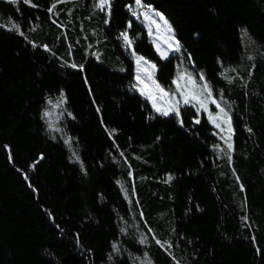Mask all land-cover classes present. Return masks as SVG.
<instances>
[{
  "label": "trees",
  "instance_id": "trees-1",
  "mask_svg": "<svg viewBox=\"0 0 264 264\" xmlns=\"http://www.w3.org/2000/svg\"><path fill=\"white\" fill-rule=\"evenodd\" d=\"M223 1L238 8L250 48L229 19L213 20V0H182L199 22L185 31L173 0H141L179 42L162 60L136 0L103 10L63 0L53 13L56 0H0V264H143L145 253L152 264H264V0ZM133 55L165 89L179 70L202 71L228 99L231 162L191 106L179 117L152 110ZM55 99L57 120L46 122Z\"/></svg>",
  "mask_w": 264,
  "mask_h": 264
},
{
  "label": "rangeland",
  "instance_id": "rangeland-1",
  "mask_svg": "<svg viewBox=\"0 0 264 264\" xmlns=\"http://www.w3.org/2000/svg\"><path fill=\"white\" fill-rule=\"evenodd\" d=\"M213 2L216 7V12L213 15V20H217L218 18L221 17H225L229 19V21L233 25V28L235 29L236 34L240 35V37L243 36L245 43L249 45L251 43L250 40L245 38L244 34H242L241 29L238 27L239 25L238 20L240 17V12L238 8L236 6L225 3L223 0H213ZM172 7L178 9V14L175 19L182 31L187 30L190 26L199 25L198 20L189 11V9L182 2V0H173ZM148 8L149 7H142L140 5H136L134 15L140 19L143 26L145 27L149 35L151 44L153 45L154 50L157 53L158 57L161 58V52L165 53L166 57H169L171 53L175 52L173 51V49L176 48L178 40L176 39L172 31L171 32L168 31V28L165 26L164 21H162L159 16L155 15L157 11L153 10L152 8H151L152 11H148ZM146 16L148 18H146ZM153 21L155 22L153 23ZM167 23L168 26H170L168 21ZM204 30H205V38H204L205 40L202 46L200 47V49L202 50L205 63L211 64L210 66H213L212 65L213 58H212V52L210 50V42H209L210 28H205ZM157 49H159V51ZM133 58H134V63L136 65L134 86L140 94L142 91L144 92V94L141 95L143 96L144 100L150 104L152 110L156 114L159 113L153 108V103H155L157 107L162 109H166L172 105H177L178 109H180L183 105H186L183 102L184 97L181 95V91H184L185 95H189L190 93L195 92L200 96L201 99L205 100L207 111L201 109L200 112L198 113L197 108H199L200 105L195 100H191L190 103L187 105L192 107L196 115L207 118L212 123V125L216 129L217 135L220 136V138L223 140V143H225V145L227 146L226 138L229 135H231V133H229L227 130V125L223 124L219 120L213 122V119H210V116L214 118L220 112L221 108L227 111L228 114L230 115L228 99L224 97L223 94H221V92L219 93L218 96H214V94L209 89V83L205 79L202 71L195 74L190 70H186V69H184L185 71L179 70L173 81V85L165 89L156 81L154 77L155 68L152 67V65H154L153 63L143 59L140 60L138 64L137 60L140 57L136 56L135 58V55H133ZM137 76L140 77L139 80L137 79ZM201 76L204 77L203 80L200 79ZM205 84L208 85L207 91H205L203 87ZM157 85H159L160 89H163V92H161L156 87ZM209 92L211 93L210 97L208 95ZM212 101H215V103H212ZM60 105H61L60 100H56V99L49 104L48 108L45 111V113H47V115H45L46 122L47 121L55 122L57 120ZM193 105H195V107ZM217 105H219V107H217ZM171 114L176 115L175 113H170L169 115ZM217 123H221V127H217L216 126ZM49 127L52 128L54 126L52 124H49ZM122 191L124 194L125 190L123 189ZM128 193L129 192L126 193L125 195L126 197L123 195L122 196L127 198Z\"/></svg>",
  "mask_w": 264,
  "mask_h": 264
},
{
  "label": "snow or ice",
  "instance_id": "snow-or-ice-1",
  "mask_svg": "<svg viewBox=\"0 0 264 264\" xmlns=\"http://www.w3.org/2000/svg\"><path fill=\"white\" fill-rule=\"evenodd\" d=\"M10 2H15V0H10ZM60 2H63V0H56V3H53L51 5V7H49L48 11L49 13H53L54 12V9L56 8L57 6V3H60ZM110 3V0H99V4L97 5V7H99L101 10H103V8L106 6V5H109ZM136 4L137 5H140L141 4V0H136ZM35 6V5H33ZM148 11H152L151 8L149 7L148 8ZM135 14V13H134ZM156 16H159L160 19L162 21H164V24L165 26L168 28V31L171 32L172 29L170 26H168V23L167 21L164 19V17L160 14V13H155ZM146 18H148L146 16ZM155 21H153L154 23ZM105 23H107V21H105ZM159 27V26H158ZM9 30H15L17 32H19V25L18 24H12V27L9 29ZM22 34V33H21ZM246 35V34H245ZM122 36H123V39L125 41L126 44L130 45L131 44V41L129 40L128 38V34L127 32H124L122 33ZM159 51V49H157ZM176 50H179V42H177V45H176V48L173 49V51H176ZM161 58L164 59V58H167L166 57V54L161 52ZM140 60H143V57H140L138 58L137 60V63L139 64ZM73 67H75V65H72ZM153 68H155V65H152ZM137 79L139 80L140 77L137 76ZM191 79V78H189ZM201 80L204 79L203 76L200 77ZM161 92H163V89H160L159 88V85L156 86ZM204 90L207 91L208 90V85L205 84L204 86ZM179 88V86H178ZM141 94L143 95L144 92L142 91ZM167 95V94H165ZM181 95L184 97V104H189L191 100H195L197 103H199L200 107L197 108V112L199 113L201 109H204L205 111H207V107H206V103H205V100L204 99H201L200 96L195 93V92H192L190 93L189 95H185L184 94V91H181ZM209 97L211 96V93L209 92L208 93ZM178 103V102H177ZM212 103H215V101H212ZM195 107V105H193ZM217 107H219V105H217ZM153 108L162 116H168L170 113H175L177 117H179L180 113H179V109L177 107V105H172L166 109H162V108H159L157 107V105L155 103H153ZM45 115H47V113H45ZM69 115H71L69 113ZM210 119H213V122L219 120L221 121L223 124L227 125V130L229 133L232 132V125H231V117L229 116L228 112L225 111L223 108L220 109V112L213 118L210 116ZM196 123H199L200 121L199 120H196L195 121ZM217 127H221V123H217L216 124ZM250 131V130H249ZM226 143H227V148H228V160L229 162H231V152L233 150V145L231 143V135H229L227 138H226ZM76 159L78 160L79 157L77 156ZM81 169L82 171L84 170L83 169V165H81ZM172 179L171 176L168 177V180L170 181ZM145 241L144 240H141V243H144ZM166 243V242H165ZM157 244H160L161 247H163V244H161V242L159 240H157ZM114 251H118V249H116V247L114 246ZM111 259V257H110ZM143 264H152V261L148 258V253H145V258H144V261H143Z\"/></svg>",
  "mask_w": 264,
  "mask_h": 264
},
{
  "label": "bare ground",
  "instance_id": "bare-ground-1",
  "mask_svg": "<svg viewBox=\"0 0 264 264\" xmlns=\"http://www.w3.org/2000/svg\"><path fill=\"white\" fill-rule=\"evenodd\" d=\"M235 30V29H234ZM245 48L246 49H248V48H250V44L249 45H247L246 43H245ZM171 55V54H170ZM208 66H210L211 64H207ZM228 103H229V109H230V114L232 113V105H231V103L228 101ZM77 162V164H79V165H81V163L79 162V161H76ZM107 165V164H106ZM96 166V168L97 169H99V165H95ZM121 180V178H119V179H117V178H115L113 181L115 182V183H119V184H122L121 182L122 181H120ZM132 194H133V197H134V192L132 191ZM126 195V192L124 193V196ZM126 197V196H125ZM104 200H105V202H104V205L106 206V205H108V208H110L111 210H115L116 209V207H117V204L116 203H113L112 201H111V198H108L107 196L104 198ZM108 208H106V209H108ZM122 230L120 229V232H121Z\"/></svg>",
  "mask_w": 264,
  "mask_h": 264
}]
</instances>
